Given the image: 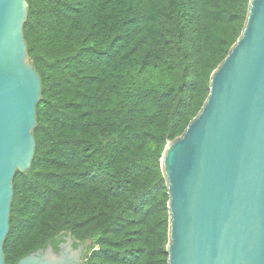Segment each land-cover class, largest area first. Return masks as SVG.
Returning <instances> with one entry per match:
<instances>
[{"label": "trees", "instance_id": "trees-1", "mask_svg": "<svg viewBox=\"0 0 264 264\" xmlns=\"http://www.w3.org/2000/svg\"><path fill=\"white\" fill-rule=\"evenodd\" d=\"M42 78L31 169L17 172L6 264L71 235L84 264H168L161 159L210 93L250 0H27Z\"/></svg>", "mask_w": 264, "mask_h": 264}, {"label": "water", "instance_id": "water-1", "mask_svg": "<svg viewBox=\"0 0 264 264\" xmlns=\"http://www.w3.org/2000/svg\"><path fill=\"white\" fill-rule=\"evenodd\" d=\"M27 0H0V264L16 173L33 164L43 83L29 59ZM169 202L168 264H264V0L212 73L210 93L161 159ZM66 236L16 264H84Z\"/></svg>", "mask_w": 264, "mask_h": 264}, {"label": "rangeland", "instance_id": "rangeland-1", "mask_svg": "<svg viewBox=\"0 0 264 264\" xmlns=\"http://www.w3.org/2000/svg\"><path fill=\"white\" fill-rule=\"evenodd\" d=\"M86 245H87V246H89V245H90V243H87Z\"/></svg>", "mask_w": 264, "mask_h": 264}, {"label": "flooded vegetation", "instance_id": "flooded-vegetation-1", "mask_svg": "<svg viewBox=\"0 0 264 264\" xmlns=\"http://www.w3.org/2000/svg\"><path fill=\"white\" fill-rule=\"evenodd\" d=\"M64 239H65V237H64Z\"/></svg>", "mask_w": 264, "mask_h": 264}]
</instances>
